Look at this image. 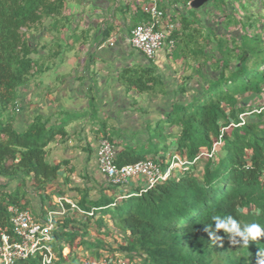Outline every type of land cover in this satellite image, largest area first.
<instances>
[{
  "label": "trees",
  "instance_id": "obj_1",
  "mask_svg": "<svg viewBox=\"0 0 264 264\" xmlns=\"http://www.w3.org/2000/svg\"><path fill=\"white\" fill-rule=\"evenodd\" d=\"M67 1L0 0V228L10 225L9 206L28 210L30 187L45 186L60 169L47 162L46 148L56 136H66L67 122L50 124L49 119L36 115L26 126L18 127L16 108L18 92L35 66L32 56L36 49L26 33L43 19L62 17ZM181 21L185 27L184 19ZM244 23V34L231 48L218 45L215 56L205 54L204 49L197 51L208 62L211 59L212 72L218 76L210 84L209 79L192 100L176 103L161 121L167 122V135L161 142L172 144L166 153L193 162L209 153L222 134L214 157L198 158L191 167L146 192L141 189L91 202L93 215L84 223L72 217L56 218L51 244L54 263L67 261L66 248L87 245L89 221L99 214L112 221L113 231L124 232L117 254L128 264H257L264 237L244 247L230 241L229 233L216 230L213 220L231 216L241 229L251 223L264 228V109L247 117L244 124L238 118L252 112L264 93V0ZM119 82L140 93L155 92L162 85L153 69L125 70L119 74ZM159 124L156 132L161 129ZM161 152L146 151L145 146L123 147L115 149V162L126 165L151 158L163 166ZM199 163L202 170L197 173ZM85 204L83 199L78 206L91 211ZM111 208L115 212L109 217ZM100 223L99 228L109 227L104 218ZM213 231L215 235L210 237L208 233ZM78 239L81 244H76ZM41 259L36 253L17 264H41Z\"/></svg>",
  "mask_w": 264,
  "mask_h": 264
},
{
  "label": "crops",
  "instance_id": "obj_2",
  "mask_svg": "<svg viewBox=\"0 0 264 264\" xmlns=\"http://www.w3.org/2000/svg\"><path fill=\"white\" fill-rule=\"evenodd\" d=\"M82 1L81 5L65 10L62 17L43 19L40 25L32 27L36 32L30 36L26 34L36 49L32 56L35 66L28 83L18 92L17 126H26L36 115L49 119L50 124L67 122L66 136H56L46 148L47 162L60 167L56 177L39 188L31 185L33 187L27 195L28 210L38 222L43 221L48 210L57 208L58 198L64 197L77 206L86 199L85 206L91 210V202L103 197L114 198L141 190L145 181L140 178L133 179L122 188L109 184L106 176L98 170V141L108 139L118 151L123 147L146 146L164 115L176 103L192 100L215 75L210 73L212 68L209 64L204 67L208 58H202L197 51L204 49L205 54L215 56L221 41L232 46L237 40L236 31L243 29V11L240 10H246V5L258 8L261 2L214 0L211 4L212 0H209L190 15L180 7H190L192 0H173L174 3L162 0L165 21L177 24L174 18L180 12L190 19L185 27L183 23L180 25L181 31H177L178 26L175 25L172 34L175 46L184 40L192 41V54L200 58L185 69L186 56L175 57V47L172 52L165 47L153 60H147L131 48V30L147 21L140 9L136 11L139 5L135 7V0L131 3L125 0ZM142 1L137 0L139 3ZM168 8L175 12L174 16L168 13ZM227 16L236 18L229 23ZM237 23L238 29L235 27ZM107 28L110 29L106 32ZM135 69H153L162 79L161 88L140 93L134 87L119 82L121 72ZM168 154H163L164 164L168 161ZM66 210L65 217L85 222L68 206ZM102 218L107 224L110 221L96 214L90 219V226H94L98 233L114 234L111 227H98ZM117 233L121 234V240L124 239V232ZM85 238L86 241L89 239L87 245L74 246L73 253H83L82 260L88 256V251L100 257L106 254V250L112 254L118 248V244L105 241L114 242L112 235L102 239L89 231ZM76 244H81L79 239ZM71 250L65 249L66 259Z\"/></svg>",
  "mask_w": 264,
  "mask_h": 264
},
{
  "label": "built area",
  "instance_id": "obj_3",
  "mask_svg": "<svg viewBox=\"0 0 264 264\" xmlns=\"http://www.w3.org/2000/svg\"><path fill=\"white\" fill-rule=\"evenodd\" d=\"M125 1L133 2V0ZM161 3L162 0H143L140 3L137 0L134 1L135 6L139 5L140 11L147 17V21L136 25L131 30L129 43L133 50L142 54L147 60H153L165 47L168 52H172L175 47V41L172 39L175 25L165 21V11ZM263 109L264 107H256L252 112L239 115L241 124L245 123L247 117ZM16 111H18L17 108ZM222 137L221 134L209 153L200 154L193 162L174 152L168 154V161L164 167L151 158L133 164L117 165L114 143L101 138L96 150L98 170L106 176L109 184L114 188H122L133 179H143L145 185L142 191L146 192L156 184L165 182L173 173L191 167L198 158H213L222 143ZM66 206L83 220L93 215L94 210L85 212L64 197L58 198L57 208L48 210L42 222L34 220L29 210L9 206L10 225L0 228V264H17L36 253L42 256L41 264H54L55 254L51 249L52 233L55 219L66 215ZM80 264L128 263L121 254H104L98 258L87 256Z\"/></svg>",
  "mask_w": 264,
  "mask_h": 264
},
{
  "label": "rangeland",
  "instance_id": "obj_4",
  "mask_svg": "<svg viewBox=\"0 0 264 264\" xmlns=\"http://www.w3.org/2000/svg\"><path fill=\"white\" fill-rule=\"evenodd\" d=\"M167 2L168 1H172L173 2V0H166ZM175 1V0H174ZM176 1H180V0H176ZM217 2H219V0H216ZM248 2L249 1H247L246 2V4H248ZM81 3H83V1H80V0H68L67 1V6H66V10L67 9H69V8H71V7H73V6H78V5H81ZM174 3V2H173ZM212 3H214V0H212V2H211V4ZM123 5V4H122ZM124 6V5H123ZM244 9H246V10H240V11H243V15H242V18H241V22H243V23H241L242 24V26H243V24L244 25H246V23H244V22H247L248 21V19H250L251 18V16L257 11V8L255 7L254 9L253 8H251L250 6H248V5H246V6H244ZM180 10H187V13H189L190 15L191 14H194V12H195V10H193V9H191L190 7H187V8H185V9H183L182 7H180ZM168 13L169 14H171L172 16H174V13L175 12H173V10H171V9H169L168 8ZM260 11V10H259ZM189 19V17H187L186 16V18H185V16H183L182 15V13L180 12L173 20L175 21V23H177V24H175V25H177L178 26V30L177 31H181V24L183 23L181 20L182 19H184V21H185V25H186V21H190V19ZM235 18L236 17H230V16H227V19L229 20V23H232V22H234V20H235ZM132 20H133V18H132ZM239 25V23H237L236 24V28L238 29V26ZM176 26V27H177ZM177 29V28H176ZM36 29L35 28H32V29H30L29 31H27V33L29 34V36L31 35V33H33V32H36L35 31ZM25 31V30H24ZM245 32V31H244ZM244 32H243V29L242 30H237L236 31V33H235V35H236V37H237V39H240L239 37L240 36H242L243 34H244ZM26 33V34H27ZM31 40V39H30ZM187 41H189V40H184L183 41V43L182 42H179V43H177L176 44V46H175V49H174V55H176L175 57H177V56H180V55H182V54H185V63H184V68L186 69V68H188L191 64H193L192 63V61H195V60H199L200 58L198 57V56H194L192 53H193V51H194V46H192L191 45V43H192V41H190V42H187ZM184 43L185 44H187V46L185 47L184 46ZM221 43H222V45H224V46H228L229 48H231L232 46L229 44V42L226 44V41H221ZM230 45V46H229ZM221 48V47H220ZM188 53H190V55H188ZM216 53H217V50H216ZM34 55L35 54H33V57H34ZM214 59H215V57H214ZM209 64V66H211L212 67V63H211V59H210V62L208 63ZM208 66V65H207ZM212 70V69H211ZM210 70V73L212 72ZM209 73V74H210ZM215 75H213V77H212V74H211V77L212 78H216L217 76H218V73H214ZM210 77V78H211ZM211 82H213V80L212 79H210L209 80V84L211 83ZM156 88L157 89H160L161 88V85L160 84H158L157 86H156ZM263 90H264V87H263ZM255 106H261V107H263L264 106V93L261 95V96H259L258 97V100H256V102H255V104H254ZM178 109H179V107H178ZM164 124H167V122H161L159 125H160V130L159 131H155L156 132V136H154V135H152V136H150V139H149V142L146 144V146H145V149H146V151L148 150H151V151H153L154 149H156L157 151H159V152H161L162 151V149H164L165 148V151L164 152H161L162 153V155L164 154V153H166V151H169L170 150V148H172V144L170 143V141H168L167 143H162L161 142V140L167 135L166 134V129H165V127H164ZM112 138H113V136H112ZM220 157V154H218V158ZM196 172L198 173H200L201 172V170H202V164L201 163H199V164H197L196 165ZM178 172V171H177ZM119 205H122V202H120L119 203ZM115 212V209L114 208H111L110 209V211H109V217L110 216H112L113 215V213ZM31 213V212H30ZM81 223H84V221L83 222H81ZM113 223H112V221H109L108 222V224L106 223L105 225L106 226H109V227H111V225H112ZM98 226H101V223L99 222L98 223ZM114 227H117L118 228V225H115L114 224ZM120 228V227H119ZM93 230V231H92ZM97 229L94 227V226H88V228H87V234H89V231H90V233L91 234H94L96 237H101L102 239H103V236L105 237V238H109L110 237V235H112L113 237H114V242L113 241H107V240H105L106 242H107V244H109V243H115V244H119V242H120V240H121V234L120 233H117V231H115V233H117L116 235L118 236V237H116L115 238V233L113 234V233H111V232H107V233H98L97 231H96ZM115 235V236H114ZM119 237H121V238H119ZM87 241H89V239L87 240ZM86 241V242H87ZM119 241V242H118ZM109 242V243H108ZM88 243V242H87ZM53 245V244H52ZM52 245H51V247H52ZM108 247H109V245H108ZM75 249L76 248H73L70 252H71V254H68V258L66 259L67 261L64 263V264H80L81 262H83V260H82V254L83 253H81V254H78V252H77V254L76 255H74L73 253H75ZM112 252H114V255H116L118 252H119V249L118 248H116V249H114V251H112ZM73 254V255H72ZM86 254H88V257H90L91 255H92V253L90 252V251H88ZM85 254V255H86ZM106 254H111L108 250H106ZM113 254V253H112ZM93 256V255H92ZM94 258H97L98 256H93ZM54 264H57V263H54ZM135 264H140V262L139 261H135Z\"/></svg>",
  "mask_w": 264,
  "mask_h": 264
},
{
  "label": "clouds",
  "instance_id": "obj_5",
  "mask_svg": "<svg viewBox=\"0 0 264 264\" xmlns=\"http://www.w3.org/2000/svg\"><path fill=\"white\" fill-rule=\"evenodd\" d=\"M215 221L216 230H224L226 233L230 234V241L241 244L244 247H247L250 241L254 242L261 237H264V228L261 227L258 223H251L244 225L241 229L240 224L231 216L226 219H222L218 216L213 217ZM209 236L215 235V232H209ZM236 237H240V240H237ZM257 259V264H264V251H259Z\"/></svg>",
  "mask_w": 264,
  "mask_h": 264
},
{
  "label": "water",
  "instance_id": "obj_6",
  "mask_svg": "<svg viewBox=\"0 0 264 264\" xmlns=\"http://www.w3.org/2000/svg\"><path fill=\"white\" fill-rule=\"evenodd\" d=\"M209 0H192L190 3H189V6L194 9V10H197L199 9L200 7H202L205 3H207Z\"/></svg>",
  "mask_w": 264,
  "mask_h": 264
}]
</instances>
